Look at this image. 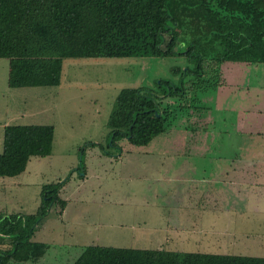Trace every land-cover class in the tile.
I'll use <instances>...</instances> for the list:
<instances>
[{
	"label": "rangeland",
	"instance_id": "rangeland-1",
	"mask_svg": "<svg viewBox=\"0 0 264 264\" xmlns=\"http://www.w3.org/2000/svg\"><path fill=\"white\" fill-rule=\"evenodd\" d=\"M174 32L185 52L191 33ZM218 65L207 60L202 76L218 86L197 90L205 84L183 75L195 67L183 55L67 58L59 85L11 88L9 60L0 59V152L5 126L54 128L50 156L0 177V215H35L48 185H63L66 201L65 215L51 205L31 228L48 250L26 264H72L92 245L264 258V64ZM165 82L183 85L185 101L162 100L185 107L182 115L147 146L114 147L118 95L163 94ZM191 97L200 100L189 110Z\"/></svg>",
	"mask_w": 264,
	"mask_h": 264
},
{
	"label": "trees",
	"instance_id": "trees-1",
	"mask_svg": "<svg viewBox=\"0 0 264 264\" xmlns=\"http://www.w3.org/2000/svg\"><path fill=\"white\" fill-rule=\"evenodd\" d=\"M176 28L193 37L185 52L175 50ZM173 55L194 63L183 75L205 84L197 90L218 86L202 78L209 59L219 65L264 64V0H0V59L9 60L11 88L59 85L67 58ZM165 83L169 91L163 94L129 88L118 95L108 122L114 147L122 140L147 146L182 115L185 107L162 100L185 101L183 85ZM191 99L189 110L200 100ZM53 138L52 126H5L0 177L17 176L31 158L50 156ZM62 186L44 187L35 215H0V264H26L46 254L48 245L31 241V228L51 205H59L60 214L65 210ZM6 240L9 246L3 247ZM72 264H264V258L92 245Z\"/></svg>",
	"mask_w": 264,
	"mask_h": 264
},
{
	"label": "crops",
	"instance_id": "crops-1",
	"mask_svg": "<svg viewBox=\"0 0 264 264\" xmlns=\"http://www.w3.org/2000/svg\"><path fill=\"white\" fill-rule=\"evenodd\" d=\"M204 133H201V137H202V135H203ZM215 136H213V138H214ZM205 140H206V138H205ZM205 140H204V142H203V144L201 145V147H203V149H204V143L206 144V142H205ZM212 142L214 143L215 142V139L214 140H212ZM206 160L204 157H198V160ZM204 178V177H203ZM203 180H205V179H203ZM203 182H205V181H203ZM65 213H66V209L64 210V212H63V215H65Z\"/></svg>",
	"mask_w": 264,
	"mask_h": 264
},
{
	"label": "water",
	"instance_id": "water-1",
	"mask_svg": "<svg viewBox=\"0 0 264 264\" xmlns=\"http://www.w3.org/2000/svg\"><path fill=\"white\" fill-rule=\"evenodd\" d=\"M158 116H161V114L158 113Z\"/></svg>",
	"mask_w": 264,
	"mask_h": 264
},
{
	"label": "flooded vegetation",
	"instance_id": "flooded-vegetation-1",
	"mask_svg": "<svg viewBox=\"0 0 264 264\" xmlns=\"http://www.w3.org/2000/svg\"><path fill=\"white\" fill-rule=\"evenodd\" d=\"M182 117H184V116H182Z\"/></svg>",
	"mask_w": 264,
	"mask_h": 264
}]
</instances>
